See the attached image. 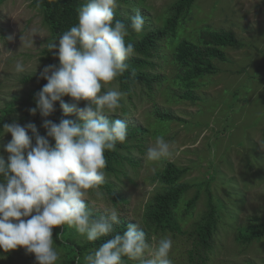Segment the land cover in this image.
Returning <instances> with one entry per match:
<instances>
[{
    "label": "rangeland",
    "instance_id": "obj_1",
    "mask_svg": "<svg viewBox=\"0 0 264 264\" xmlns=\"http://www.w3.org/2000/svg\"><path fill=\"white\" fill-rule=\"evenodd\" d=\"M175 1L117 0L114 11L119 10L126 17L139 12L149 30L163 26ZM205 29L231 30L242 45L223 47L227 60L214 59L218 71L196 80L192 87L197 96L194 101L180 98L179 94L187 88L178 78L175 47L182 39L198 42ZM48 40H52L51 31L31 0L1 2L0 114L7 102L14 97L20 98V102L16 101L19 110L8 115L14 118L11 123L28 124L21 117L25 113L32 114L30 109L33 106L27 99L32 89L37 88L38 81L23 82V79L42 73L46 64L42 59L47 48L44 45ZM150 59L155 66L148 67V70L160 73L164 78L154 90L137 86L129 95L121 90L115 79L102 87V92L116 89L124 93L116 113L106 114H115L127 123L149 128L143 135L145 151L132 150L134 156L142 160L138 168L127 163L128 178L106 175V179L115 183L116 190L128 201L116 205L98 188L89 190L86 203L93 211H101L103 216L116 210L119 219L126 217L146 227L147 206L156 191L162 188L153 175L164 167L166 160L172 161L187 168L181 181L211 180L214 196L226 206L209 256L204 262L198 260V264H264V237L252 242L238 239L242 228L264 220V0H196L190 12L183 16L176 35L161 40L160 50ZM18 61L25 66L23 72L15 70ZM64 100L70 105L75 103L67 95ZM86 104V101H80L79 107ZM157 110H170L184 120L160 123ZM31 133L29 131V136ZM159 135L172 143V155L146 162V150ZM11 139V133L0 139V154L6 161L8 153L3 146ZM32 143L35 144V139ZM196 190L194 187L186 199ZM206 208L205 191H202L190 220L181 213L184 209L181 205L178 215L184 217L180 216L183 228L191 230ZM188 233L152 232L147 241L154 247L161 237L170 236L173 240L170 256L174 264H197L189 255L194 247V236ZM53 246L61 256L57 245ZM60 256L57 264L64 260ZM0 257L1 264H37L35 254L27 253L23 247L7 252L1 248ZM145 258H149L147 253Z\"/></svg>",
    "mask_w": 264,
    "mask_h": 264
},
{
    "label": "clouds",
    "instance_id": "obj_2",
    "mask_svg": "<svg viewBox=\"0 0 264 264\" xmlns=\"http://www.w3.org/2000/svg\"><path fill=\"white\" fill-rule=\"evenodd\" d=\"M116 7L117 0H86L78 10L77 25L44 45L48 51L55 50L59 66L43 69L41 76L47 83L36 94L37 107L31 113L35 115L38 109L48 117L60 101L65 115L76 113L83 122L62 119L57 124L46 119L43 126L54 146L39 135L33 123H4L0 130V139L7 133L12 136L3 146L7 161L0 154V248L5 252L23 247L35 254L37 264H57L60 253L53 246L54 227L74 226L88 241H96L112 233L119 223L116 210L94 217L86 203L89 190L105 182V151L115 150L128 135L125 120L110 122L105 116L116 113L124 93L116 89L102 92L104 85L127 70V60L135 49L125 40L128 26L115 19ZM144 24L139 12L131 17L130 27L136 33L143 32ZM21 39L24 42L23 36ZM15 70L23 72L24 64L16 62ZM66 95L75 103L63 102ZM80 101H86V106L79 107ZM29 131L35 136V145ZM172 149L163 135L156 136L144 159L159 161L170 157ZM172 248L170 236L150 245L136 222L86 254L84 264H123V257L142 264H174Z\"/></svg>",
    "mask_w": 264,
    "mask_h": 264
},
{
    "label": "trees",
    "instance_id": "obj_3",
    "mask_svg": "<svg viewBox=\"0 0 264 264\" xmlns=\"http://www.w3.org/2000/svg\"><path fill=\"white\" fill-rule=\"evenodd\" d=\"M2 1L0 0V4ZM195 1L176 0L170 6V13L166 17L163 26L147 30L144 25L143 32L141 33H136L131 29L132 16L126 17L119 10L115 11V19L125 22L129 28V34L125 38L126 43L130 42L135 45L134 54L127 60V70L115 78L123 92L132 95L137 86H143L152 91L155 89V85L164 79L162 74L152 73L148 70V67L155 66V63L150 58L155 56L160 50L161 40L169 37V35H176L183 16L190 12ZM84 3H86V0H31V4L42 13L44 22L51 31L52 40L58 39L59 35L64 31L77 25L78 10ZM240 45H242V42L231 30L205 29L200 33L198 42L188 39L180 40L175 47L174 59L179 67L178 78L187 90L180 93L179 97L194 101L197 96L193 92L192 87L195 86L196 80L218 71L213 61L214 59L227 60L223 47H240ZM43 52L45 56L42 59L46 63L45 67L50 65L59 66V59L55 54V50L48 51L46 48ZM32 80L38 81L37 88L32 89L27 101L32 103L33 108H35L37 107L36 94L47 83V80L42 78L41 74H37L24 77L23 82ZM62 100L65 102L64 97H62ZM16 101L20 102V98L14 97L12 101L7 102L5 108L2 110V114H0V130H2L4 123L11 124L14 120V118L8 117V115L19 110L16 106ZM22 103L25 104L26 102L23 101ZM54 108L55 111L48 117H43L38 109L35 115L25 113L21 117L22 121L35 124L39 135L49 139L50 144L53 146L55 141L53 138L47 136V129L43 126L46 119L57 124L62 119H68L75 123L83 122L76 113L65 115L60 106V101L55 102ZM156 115L160 123L165 120L168 122L172 120H184L170 110H157ZM105 116L110 122L119 119V116L115 114H105ZM127 125L128 135L125 142H118L115 150H106L104 153L106 159L104 171L107 176L114 175L116 178H119L121 175H124L128 178L129 174L126 164H130L134 169L138 168L141 164L142 160L135 157L132 150L145 151L143 135L149 131V128L144 125H134L131 123H127ZM30 136L32 140L35 139L33 133ZM186 171L187 168L179 167L174 162L166 160L164 167L155 172L153 179L159 181L162 184V188L156 191L149 202L145 213L146 227L142 228L146 232L147 240H150L152 232L156 234L168 230L180 233L184 231L189 232L190 236H194V247L190 250L189 255L191 260L196 261L198 264V260L204 262L209 256L208 253L214 244V234L218 229L220 218L226 206L221 199L214 196L211 180L198 182L181 181ZM194 187L197 188L196 192L187 200V194ZM99 189L102 193L107 194L109 200L116 205L120 202L128 201L116 190L115 183L107 179L99 186ZM202 191H205L207 195V208L202 214L200 213V218L194 222L191 230H189V227L188 230H185L180 220L181 217H184L181 214V217L178 215L179 208L181 205L184 206L181 213L190 220L194 214L193 211L197 202L201 198ZM90 209L94 217L102 216L101 211ZM134 223V221L126 217H121L119 223L114 225L112 233L102 236L96 241H88L85 235L78 233L74 226L64 225L54 227V244L62 252L60 257L64 259L58 264H84V256L86 254L94 252L96 248L106 240L113 238L115 234H123L128 226ZM262 237H264V220L242 228L238 239L252 242ZM122 260L123 264H142L141 261L132 263L131 259L127 257H123Z\"/></svg>",
    "mask_w": 264,
    "mask_h": 264
}]
</instances>
